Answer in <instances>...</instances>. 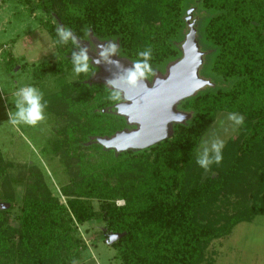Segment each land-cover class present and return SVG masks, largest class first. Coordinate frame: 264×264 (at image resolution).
Segmentation results:
<instances>
[{"label":"trees","instance_id":"16d2710c","mask_svg":"<svg viewBox=\"0 0 264 264\" xmlns=\"http://www.w3.org/2000/svg\"><path fill=\"white\" fill-rule=\"evenodd\" d=\"M20 3L55 19L45 23L53 42L63 25L79 40L90 32L100 42L115 41L117 56L131 63L151 47L153 73L181 57L184 19L193 9L196 40L208 53L202 66L209 75L201 76L212 87L178 105L191 118L173 125L170 138L119 154L91 142L128 128L109 112L121 100L109 101L105 85L88 83L93 65L76 74L77 82L46 94V113L63 123L51 152L68 177L59 188L65 202L37 167L9 173L0 152V200L8 205L0 208V264H83L88 248L79 228L88 224L102 225L100 242L114 250V264H215L208 252L215 241L264 216V0ZM71 46L55 44L61 60L40 66L34 77L73 69L65 58ZM3 53L11 71V54ZM231 112L244 123L224 142L222 162L206 172L196 163L198 146L218 114Z\"/></svg>","mask_w":264,"mask_h":264},{"label":"rangeland","instance_id":"374dc122","mask_svg":"<svg viewBox=\"0 0 264 264\" xmlns=\"http://www.w3.org/2000/svg\"><path fill=\"white\" fill-rule=\"evenodd\" d=\"M195 16L197 20L199 15ZM47 21L51 24L55 23V19L41 11L30 13L28 7L20 3V0H0V152L4 163L11 164L12 167L8 169L11 174L17 175L21 171L25 172L29 167H37L42 172L53 195L58 196L60 203L64 204L65 198L60 195L59 188L68 182V177L59 157L51 152L54 132L63 125L62 121L54 115L46 113V120L36 127L20 126L17 128L8 122V112L14 107L12 94L20 86L34 85L45 96L58 92L62 83L77 82L73 69H64L61 73H45L41 79L34 77L36 73V76L39 77L40 66L53 65L61 60L45 27ZM187 32L186 26L183 31L184 35ZM91 38L94 37L89 32L81 41L90 42ZM182 42L179 44V49ZM5 50L10 52L13 60L11 71L7 69L9 64L6 62V56L4 57ZM73 51H78L76 46L70 47L65 58L71 59ZM200 51L204 53V62L208 53L201 49ZM89 52L98 56L99 49L90 45ZM94 68L95 71L88 83L105 85L99 80L95 81V78L101 76L102 72L95 66ZM165 72L166 69L164 73L155 71L152 79L164 76ZM201 72H204V75H209L204 70V66H201L199 76L210 81L205 76H201ZM152 79L148 81L151 82ZM216 83L215 81L214 85ZM227 115L218 114L201 142L212 137H218L225 142L238 132L240 126L228 122ZM130 128L128 126L127 129ZM201 142L197 149V155ZM116 204L121 206L123 201H117ZM7 206L0 200L1 209ZM101 229L102 225L99 224H88L79 228L80 235L88 248L83 264L91 262L114 264L112 261L114 250L108 247L109 245L100 242ZM208 252L214 258L215 264H262L264 262V216H258L250 224L237 225L229 240L225 238L215 241Z\"/></svg>","mask_w":264,"mask_h":264},{"label":"water","instance_id":"95a60500","mask_svg":"<svg viewBox=\"0 0 264 264\" xmlns=\"http://www.w3.org/2000/svg\"><path fill=\"white\" fill-rule=\"evenodd\" d=\"M192 13L193 9H190L184 19L188 32L180 47L181 57L166 67L164 76L155 77L151 82L145 80V84L134 89H126L118 103L119 107L116 104L109 111L123 117L131 128L117 132L111 137H96L92 139V143L105 150H113L116 154L144 150L170 138L173 125H183L191 118L190 113L178 110V105L204 88L212 87L209 81L199 76L204 53L200 51L196 40ZM79 41L81 46L88 49L90 45L97 47L101 43H107L95 38H91L90 42ZM88 55L91 61L97 58L91 52H88ZM111 59L118 60L125 68L132 65L127 59L118 56ZM92 64L102 72L95 81L99 80L105 85L107 79L112 78L113 73L117 71L113 65L104 62ZM173 114L184 115V121L176 122Z\"/></svg>","mask_w":264,"mask_h":264},{"label":"clouds","instance_id":"9594fccd","mask_svg":"<svg viewBox=\"0 0 264 264\" xmlns=\"http://www.w3.org/2000/svg\"><path fill=\"white\" fill-rule=\"evenodd\" d=\"M57 39L54 41L57 45H64L71 41L78 51L72 52V65L75 74H87L91 70V64H100L104 62L113 65L117 71L113 73L112 78L107 79L106 86L109 89L108 100L119 102L126 89L136 88L145 84V80L153 73L150 63L152 59V48L147 47L137 52L138 59L132 61L131 67H123L118 60L111 59L118 55L119 46L115 41L101 43L97 45L99 52L95 60L90 63L89 49L81 46L80 41L73 31L63 25L56 28ZM12 105L14 106L8 112V122L19 128L20 126L36 127L46 120L47 101L44 99L43 92L34 85L25 84L13 92ZM119 107V105L117 104ZM176 122L181 123L185 117L182 114H173ZM227 121L235 126H242L244 117L231 112L227 115ZM223 124V122H221ZM224 141L218 137L203 140L200 145V151L196 158V163L206 172L210 170L213 164L219 165L223 160ZM71 264H78V261L72 260Z\"/></svg>","mask_w":264,"mask_h":264},{"label":"crops","instance_id":"0c3cea01","mask_svg":"<svg viewBox=\"0 0 264 264\" xmlns=\"http://www.w3.org/2000/svg\"><path fill=\"white\" fill-rule=\"evenodd\" d=\"M262 264H264V262H262Z\"/></svg>","mask_w":264,"mask_h":264}]
</instances>
